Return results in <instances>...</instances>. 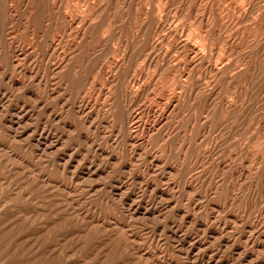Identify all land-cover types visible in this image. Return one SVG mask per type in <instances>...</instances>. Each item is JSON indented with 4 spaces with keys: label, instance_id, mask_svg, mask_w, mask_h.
I'll return each mask as SVG.
<instances>
[{
    "label": "rangeland",
    "instance_id": "374dc122",
    "mask_svg": "<svg viewBox=\"0 0 264 264\" xmlns=\"http://www.w3.org/2000/svg\"><path fill=\"white\" fill-rule=\"evenodd\" d=\"M0 264H264V0H0Z\"/></svg>",
    "mask_w": 264,
    "mask_h": 264
}]
</instances>
